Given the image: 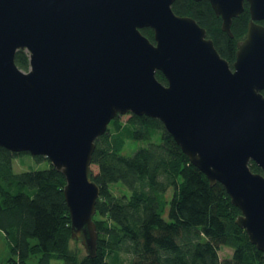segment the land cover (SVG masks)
Here are the masks:
<instances>
[{"label":"water","instance_id":"95a60500","mask_svg":"<svg viewBox=\"0 0 264 264\" xmlns=\"http://www.w3.org/2000/svg\"><path fill=\"white\" fill-rule=\"evenodd\" d=\"M207 1L230 38L248 4L232 66L195 20L174 14V0H0V148L43 157L63 175L71 239L90 258L95 142L128 114L162 123L224 188L240 212L235 224L264 254V0ZM18 51L28 53L27 71Z\"/></svg>","mask_w":264,"mask_h":264},{"label":"trees","instance_id":"16d2710c","mask_svg":"<svg viewBox=\"0 0 264 264\" xmlns=\"http://www.w3.org/2000/svg\"><path fill=\"white\" fill-rule=\"evenodd\" d=\"M172 11L205 29L232 66L250 20L246 2L232 20L233 38L221 31V19L207 0H174ZM141 33L153 42L152 30ZM15 63L27 71L28 53L18 51ZM156 79L167 84L160 72ZM128 140L147 146L126 157L121 151ZM24 154L0 148V232L10 253L5 264H264V254L235 224L240 212L224 188L210 185L157 119L130 114L122 122L117 115L95 142L92 179L100 194L94 258L80 257L71 247L63 175L43 157L33 158L45 159L48 168L15 173L12 161ZM249 168L263 174L253 162ZM223 247L232 254L221 259Z\"/></svg>","mask_w":264,"mask_h":264},{"label":"rangeland","instance_id":"374dc122","mask_svg":"<svg viewBox=\"0 0 264 264\" xmlns=\"http://www.w3.org/2000/svg\"><path fill=\"white\" fill-rule=\"evenodd\" d=\"M130 114L121 116V121L125 122ZM147 146L146 142L128 140L125 143L121 154L123 156H131L139 147ZM13 171L15 173H23L27 171L43 170L48 168L49 163L44 159L42 161H36L31 155L24 154L16 156L12 161ZM93 173L97 172V168L92 165ZM124 191V189H123ZM166 217V216H165ZM71 247L79 251V256L86 255V251L80 240L71 241ZM232 254V250L226 247L221 248L219 255L221 259L227 258ZM10 257L9 249L4 235L0 232V264H5L7 259ZM129 257H125L127 261ZM63 264L62 262H59ZM127 264V262H125Z\"/></svg>","mask_w":264,"mask_h":264}]
</instances>
